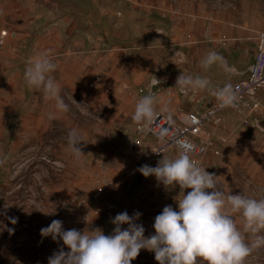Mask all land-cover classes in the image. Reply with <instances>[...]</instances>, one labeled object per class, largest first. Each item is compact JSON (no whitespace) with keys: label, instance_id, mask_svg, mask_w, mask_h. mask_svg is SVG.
<instances>
[{"label":"crops","instance_id":"0c3cea01","mask_svg":"<svg viewBox=\"0 0 264 264\" xmlns=\"http://www.w3.org/2000/svg\"><path fill=\"white\" fill-rule=\"evenodd\" d=\"M66 1L76 3L73 0H0V29L15 32L0 50V145L9 149V161L15 162L16 168L10 175L11 187L6 180H2L0 187V264H27L13 258L16 223L12 224L9 218H15V198L21 193L17 185L33 181L34 175L42 177L54 194L62 191L94 194L97 192L96 186L102 185L101 180L105 177L100 169L101 164H105L111 185L103 193L97 194V199H107L108 213L103 216V221L111 232L115 227L111 220L119 211H127L130 216L140 212L142 215L137 223L144 226V235L150 236L155 233L154 218L163 210L157 194L161 184L154 176H149L152 180L144 184L145 188L152 190V196L149 199L146 197L144 201H136L135 194L139 187L133 181L135 172H129L128 167L134 156L119 152L124 141H128L127 137L134 136L129 141L137 137L140 124L132 120L136 103L148 95L153 80L160 79L148 77L146 56L139 48L131 51L125 46H114L102 50L99 44L86 46L85 35L78 36V28L85 27L78 25L75 6ZM159 1L160 4L164 3ZM206 6L202 11L204 19L208 21L211 15L214 19L209 32L205 27L203 37L200 24L196 23L195 32L200 36L198 40L192 39L193 32L188 33L193 42L192 52L201 60L207 52L217 48L223 63L213 64L199 76L219 85L246 78L256 51L254 36L264 29V0H220L213 7L211 4ZM178 9L174 5L169 12L173 14ZM222 39L228 40L227 45L220 43ZM43 50L50 51L57 65L51 75L59 83L61 94L69 103V110L57 113L54 119L48 118L49 113L54 111V102L46 101L42 90L29 87L24 80L27 62ZM250 51L252 61H248L247 57ZM168 87L161 86L155 94L156 113L166 111L175 114L178 106H191L188 91L184 90L181 97L176 92H169ZM260 96L264 99L263 91ZM75 97H84L94 109L101 110L102 119L98 121L78 112L72 99ZM226 113L237 119L233 112L227 110L223 114ZM72 128H77L84 139L80 145L84 154L80 161L73 158L67 144V134ZM232 128L233 125H222L217 134L227 135L223 133L229 130L232 136ZM251 128L240 129L241 134L238 133L232 143L237 153L236 159L243 167L255 155L251 147L252 140L262 136ZM121 137L125 139L121 141ZM34 146L48 147L55 159L65 162L63 171L58 173L55 168L41 164L32 156ZM223 149L226 146L223 145ZM167 155L155 157L140 166L147 164L154 167ZM3 158L1 154V179L10 171L3 170L7 161ZM207 159V163H210L211 158ZM222 160L216 158V162ZM216 181L218 187L228 194L227 173L220 172L216 175ZM185 190V194L190 191ZM176 199H179L178 196L169 199L174 210H178ZM126 227L122 225V229ZM8 229L14 231L9 232ZM28 254L31 256V253ZM153 255L154 252L149 250L140 251V256L146 257V261Z\"/></svg>","mask_w":264,"mask_h":264},{"label":"clouds","instance_id":"9594fccd","mask_svg":"<svg viewBox=\"0 0 264 264\" xmlns=\"http://www.w3.org/2000/svg\"><path fill=\"white\" fill-rule=\"evenodd\" d=\"M199 63L203 69H208L213 64H222L223 57L209 51ZM56 68L50 51L43 50L29 59L24 71L25 83L42 90L46 101L54 102L49 119L69 110L59 83L51 75ZM175 86L185 91L208 90L210 82L206 77L181 73ZM210 90L220 108L237 105L238 97L231 84ZM154 93L152 90L141 97L132 114V120L144 127H148L156 115ZM82 141L77 128L69 130L67 144L77 161L84 155ZM137 170L144 177L154 176L165 188L178 185L182 194L176 199L178 210L171 205L164 206L154 218L155 233L147 237L144 226L137 223L140 212L131 216L127 211L115 215L111 220L115 227L108 235L100 228L64 230L62 221L52 220L40 229L41 236H51L54 241L59 238L68 250L60 247L48 257V264H131L142 249L154 252L158 264H200L201 261L204 264H245L254 248L264 246V235L259 234L264 230V198L226 194L218 187L215 173L206 171L186 152H179L171 159L162 158L155 167L145 164ZM185 189L190 191L185 194ZM237 215L242 228L238 227ZM9 220L16 223L15 218ZM122 225L127 227L122 229ZM246 233L254 239H246Z\"/></svg>","mask_w":264,"mask_h":264},{"label":"built area","instance_id":"2783aa9c","mask_svg":"<svg viewBox=\"0 0 264 264\" xmlns=\"http://www.w3.org/2000/svg\"><path fill=\"white\" fill-rule=\"evenodd\" d=\"M213 19V15L208 19L207 32ZM11 35H15V32L10 33L6 28L0 29V50ZM227 42V39L220 40L223 45H227ZM230 84L238 97L235 107L218 106V101L210 89L223 85L212 82L208 90L188 91L191 106H178L175 114L158 112L148 127L140 124L137 137L126 141L119 150L122 155L134 156L128 163L129 172H135L141 164L172 151L188 153L199 165L209 154L219 155L222 152L219 144L224 145L231 136L217 134L218 128L226 121L222 115L227 110L233 112L244 126L255 123L254 118H264V99L260 96V92H264V29L256 35V51L248 76ZM73 103L79 112L98 121L102 119L101 110L94 109L86 98L75 97ZM36 158L39 162L44 160L46 163L42 164L45 167L51 166L58 173L65 168V162L53 156L42 154ZM100 169L105 175L101 180L103 186L100 185L94 194L69 191H62V195L54 194L47 188L42 177L36 175L33 176V181L17 185L21 193L15 201L14 260L25 261L27 264H48V257L60 247L68 250L59 238L54 241L51 236H41L40 229L48 226L52 220L62 221L64 230L102 229L101 217L105 207L97 202V194L103 193L111 183L108 167L101 164ZM52 211L53 214H48ZM108 234L110 233L105 235ZM28 253L31 256H27Z\"/></svg>","mask_w":264,"mask_h":264},{"label":"rangeland","instance_id":"374dc122","mask_svg":"<svg viewBox=\"0 0 264 264\" xmlns=\"http://www.w3.org/2000/svg\"><path fill=\"white\" fill-rule=\"evenodd\" d=\"M73 1H76V3L72 1L66 2L67 4L75 6V11L78 16V25L85 27V29L78 28V36L80 34L85 35L87 39L86 46L99 44L98 46L102 50L106 47L110 48L114 46H125L131 51L139 48L138 50L142 51L146 56V66L149 68L148 77L160 79L162 88L170 86L168 87L169 92H176V94L182 97V95H184V90L175 86L177 77L181 73L195 77L202 73L203 70H206L201 67L199 63L200 58L195 56L192 52L193 42L189 38L188 33L193 32L192 39H195V41L200 38L199 33L197 34L195 32L196 23L198 22L202 29V37L204 36V30L205 27L208 26V21L204 19L202 11L204 7H208L206 5L211 4V7H213V4H218L220 0H162L164 1L163 4H160L159 0ZM174 5L179 7V9L172 14V12L169 11L171 6ZM254 37H256V35ZM219 51L220 50L215 48V52L220 55L221 52ZM247 57L248 61H252L253 55L251 51L247 54ZM149 86L150 84L147 82V87L149 88ZM226 115L229 116L227 117ZM223 116L227 117L225 118L227 123H223L222 125H233L232 129H234V133L231 136L232 138L224 144L226 149H223V145L219 144V146L222 147V152L217 156L204 157L200 166L206 168V171L210 173H215V175L225 171L227 173L228 193L237 194L241 192L244 193L245 196L262 199L264 198V129L255 126L256 124L254 122L244 126L239 119H233L229 113L223 114ZM237 125H239V127H237ZM248 127H253L251 129L260 133L262 136L252 140L251 147L255 155L246 166L243 167V164L236 159L235 154L237 153L232 143L236 139L235 136H237L238 133L239 135L241 134L240 131L242 128L247 130L249 129ZM227 132L223 134H230ZM132 137L134 136L127 137L128 141ZM120 139L122 141L125 138L121 137ZM32 150L33 157L42 154L53 156L51 150L45 146H34ZM178 153V151H172L162 158L171 159ZM1 154H3V159L7 160L6 165L5 163L3 165V170H6V172L7 170L10 171L5 174L4 179L0 177V187L2 180H6L9 187H11L12 181L10 175L16 170L14 167L15 162L9 161V157L11 156L9 149L0 145V159ZM207 158H211L210 163H207ZM216 158H222L223 160L222 162H216ZM40 163L45 164L46 162L41 160ZM137 171L138 170L135 171L133 176V181L137 187H139L135 194V199L136 201H144L147 200L146 197L149 199V197L152 196V190L149 189V187H144V184L151 181L152 178L144 177ZM10 172L11 174H9ZM99 186L100 185H97L96 187L98 188ZM184 191L186 192V190ZM157 192L159 196L158 202L162 207L170 205V197L178 196V198H180V195H182L180 194L178 185L173 188H165V186L161 184ZM68 193L69 192H67V194ZM62 194L63 193L60 195ZM106 200V198H103L102 201L97 199V202L102 203L105 207V211L101 217V228L105 234L108 232L111 234V231L107 228L108 224L103 221V216L105 217L108 213ZM119 212L121 213V211ZM237 224L238 227L242 228L239 215H237ZM259 234L264 235V230ZM245 236L246 239H254L251 234L246 233ZM131 264H158V262L155 260L154 255L146 261V257L140 256L139 252L138 256L131 261ZM200 264H204V262L201 261ZM245 264H264V246L254 248L245 259Z\"/></svg>","mask_w":264,"mask_h":264},{"label":"water","instance_id":"95a60500","mask_svg":"<svg viewBox=\"0 0 264 264\" xmlns=\"http://www.w3.org/2000/svg\"><path fill=\"white\" fill-rule=\"evenodd\" d=\"M157 82L158 80H153V82ZM153 82L151 83V86H150V89L148 90V94L150 93V92H152V90L155 92L154 93V95L160 90V88H156V87H154L153 86ZM260 120L261 119H258V118H254V121H255V126H257V127H259V128H261V129H264V125H260Z\"/></svg>","mask_w":264,"mask_h":264},{"label":"flooded vegetation","instance_id":"af4514ba","mask_svg":"<svg viewBox=\"0 0 264 264\" xmlns=\"http://www.w3.org/2000/svg\"><path fill=\"white\" fill-rule=\"evenodd\" d=\"M161 85H162L161 81H157L156 85H154V87L160 88ZM259 123H260V125H264V119H261Z\"/></svg>","mask_w":264,"mask_h":264}]
</instances>
